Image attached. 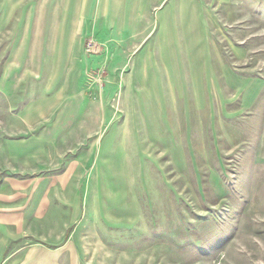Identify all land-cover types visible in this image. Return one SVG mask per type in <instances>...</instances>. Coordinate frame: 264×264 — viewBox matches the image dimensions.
<instances>
[{"label":"rangeland","instance_id":"obj_1","mask_svg":"<svg viewBox=\"0 0 264 264\" xmlns=\"http://www.w3.org/2000/svg\"><path fill=\"white\" fill-rule=\"evenodd\" d=\"M68 16L85 69L70 115L91 123L49 150L46 175L74 172L33 190L56 203L0 264H264V0H0V190L25 175L5 149L47 87L41 27Z\"/></svg>","mask_w":264,"mask_h":264},{"label":"crops","instance_id":"obj_2","mask_svg":"<svg viewBox=\"0 0 264 264\" xmlns=\"http://www.w3.org/2000/svg\"><path fill=\"white\" fill-rule=\"evenodd\" d=\"M65 10L74 12L75 8L69 6ZM83 10L90 12L91 8L88 6ZM67 18L68 20L61 22L60 26H50L49 23H46L41 27V35L46 37L43 39L46 45L43 44L44 51L40 55V60L49 62V68L44 70L45 74L41 73L43 77H46L47 87L45 90H36L34 93L36 97L30 99L21 113L16 116L23 126L24 134L12 137L6 143L5 151L8 158L18 166H24L25 175L10 178L0 190V252L8 250L9 238L18 239L32 235V226L28 225L29 221L39 223L47 221L50 206L56 203V199L36 196L37 193H33V190L46 188L49 184L53 185L52 187H57L59 183L70 177L69 173L74 172V169L67 168L65 176L46 175V169L42 168L45 165V157H49L50 149H57V142L62 141L61 134L64 135V140L68 138V134H65L66 127L80 125L82 121L91 123V118L83 120L81 117L70 115L74 109L73 101H79V94L85 85V69L78 60L80 52L78 36L81 27L72 23L73 16ZM33 76L38 77L39 73L37 72ZM61 101H65L63 111L48 120L45 128L30 133L29 127L35 129L34 126L42 125L46 111L49 113ZM92 122L95 124L96 118H93ZM70 140H76L74 135L70 137ZM73 147L68 143L66 149L69 151ZM68 165H75V162L72 160ZM36 167L38 170L35 169ZM41 171L45 172L39 173ZM51 171V169H47V172ZM29 172L31 174L26 175ZM15 190L14 196L10 195ZM23 191L28 192L30 196H20ZM60 205H62L63 211H67L68 221L73 222L79 216L80 198H72L67 201L61 199ZM45 228L48 229V223H45ZM46 231L43 232L41 229L38 235H44L47 233ZM17 248L12 251L16 254L20 252L21 255L23 249Z\"/></svg>","mask_w":264,"mask_h":264}]
</instances>
